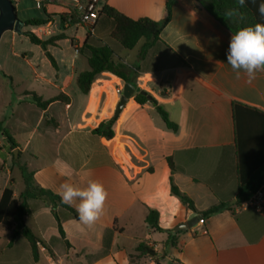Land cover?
<instances>
[{
    "label": "crops",
    "instance_id": "obj_1",
    "mask_svg": "<svg viewBox=\"0 0 264 264\" xmlns=\"http://www.w3.org/2000/svg\"><path fill=\"white\" fill-rule=\"evenodd\" d=\"M249 2L258 11L264 0ZM166 5L167 0H100L101 8L109 6L135 21L165 20ZM41 10L49 15V23L29 32L42 41L64 38L46 51L38 46L48 60L47 53L53 57L56 67L49 60L50 73L34 69L27 85H14L12 75L0 69V80L12 82L0 83V202L7 188L14 190L15 198L25 190L22 168L33 174L39 187L57 196L67 179L62 174L66 166L72 183L84 187L90 179L99 180L109 195L103 216L91 227L58 210L65 238L50 208L31 201L32 214L25 224L40 239L39 261L25 237H13V231L0 224V264H264V217L243 204L186 232L175 231L194 212L172 196L171 179L199 214L220 204L236 205L239 155L233 105L264 113V73L249 82L243 74L237 78L227 63L232 33L197 0H177L160 40L141 56L145 41L133 50L121 49L111 38L115 24L106 16L91 30L81 23L68 24L62 7ZM43 19L46 15L27 21ZM39 28L51 34H40ZM80 28L86 30L83 44L71 41L73 51L67 50L69 33L77 35ZM89 31L115 50L114 63L127 71L132 85L166 110L178 132L166 127L152 104L141 106L133 96L116 118L113 139L93 133L115 117L122 97L118 91L123 94L126 83L107 72L96 78L89 94L78 89L77 76L90 70L82 52ZM31 94L43 101L64 98L44 110ZM168 159L176 167L174 173ZM15 167L20 177H14ZM150 210L159 213L164 232L146 224ZM141 245L148 251H140Z\"/></svg>",
    "mask_w": 264,
    "mask_h": 264
},
{
    "label": "trees",
    "instance_id": "obj_2",
    "mask_svg": "<svg viewBox=\"0 0 264 264\" xmlns=\"http://www.w3.org/2000/svg\"><path fill=\"white\" fill-rule=\"evenodd\" d=\"M198 3L208 11L220 24H222L231 33H235L238 29L245 26H252L256 23H264L263 17L255 6L245 0V5L240 7L237 0H197ZM177 0H167L166 10L167 15L165 20L156 22L147 18L138 21L132 20L115 9L104 6L100 11V17L106 16L113 20L115 28L111 34L112 40L121 48L125 50H133L140 41L144 40L145 45L141 51V56L154 46L155 42L160 40V34L168 26L172 19L173 9ZM237 8L239 14L233 17H226L225 12L228 9ZM46 19L43 20H30L25 23L26 27H42L49 23V15L45 12ZM74 20L71 24H78ZM89 31L86 37V42L83 46L82 52L86 54L90 70L79 74L76 78V85L83 94H89L93 83L96 78L103 73H111L126 84H134L130 79L127 71L114 63L115 50L107 44L95 40ZM25 36L36 45L42 47L45 51L50 45H54L57 41L63 39V36L54 37L47 41H42L32 32L25 33ZM49 60L53 66L56 67V62L53 57L47 53ZM149 94L135 95V101L144 106L148 103L152 104L166 127L173 132H178V126L173 123L166 110L154 99H148ZM32 101L40 108L46 109L50 104L56 101H63V96L43 101L36 94H31ZM233 116L236 129V141L239 155L238 164V178L239 187L237 195V204L230 206L229 204H220L214 206L207 211L200 214L204 216V222L211 216L224 212L234 211L236 207L247 202L253 193L264 183V113L257 109L246 107L239 103L233 105ZM116 122L115 118L103 121L100 126L93 131L94 134L102 136L108 140L114 138L112 130ZM2 131V129H0ZM3 135L8 142L16 146L14 139L7 131H3ZM169 166L174 173L176 167L171 159H168ZM25 190L18 198H15V192L12 188H7L4 191L3 197L0 202V224L13 231V237L23 236L31 245L34 259L39 261V247L40 239L37 238L32 231L26 226L25 219L32 214L30 202H41L50 208L52 214L58 222L60 234L65 238L62 227V219L58 214V210H63L69 213L70 217L79 220L78 213L62 203L61 198L54 193L39 187L33 174L26 171L25 168L21 169ZM171 194L180 200V202L191 212H197L192 199L183 193L171 179ZM146 224L157 232H164L159 226V213L150 210L146 219ZM170 240L173 238V232H168ZM139 250L147 252L148 249L145 245H141Z\"/></svg>",
    "mask_w": 264,
    "mask_h": 264
},
{
    "label": "clouds",
    "instance_id": "obj_3",
    "mask_svg": "<svg viewBox=\"0 0 264 264\" xmlns=\"http://www.w3.org/2000/svg\"><path fill=\"white\" fill-rule=\"evenodd\" d=\"M240 7L245 0H237ZM264 17V2L258 6ZM239 14V9H228L226 17ZM227 63L237 78L243 74L249 82L256 79L258 73H264V23L245 26L232 33L227 52ZM62 174L67 177L57 191L62 203L74 206L79 221L86 226H93L104 214L108 191L99 180L90 179L86 186L79 187L71 182L72 171L67 168Z\"/></svg>",
    "mask_w": 264,
    "mask_h": 264
},
{
    "label": "rangeland",
    "instance_id": "obj_4",
    "mask_svg": "<svg viewBox=\"0 0 264 264\" xmlns=\"http://www.w3.org/2000/svg\"><path fill=\"white\" fill-rule=\"evenodd\" d=\"M19 21L26 23L27 20L34 16V18H44V12L38 9L37 2L35 0H21L14 4ZM31 30L30 27H25L22 34H18L14 31L6 32L0 40V69L8 74L12 75L14 79V85L24 86L27 85L26 80L30 78L34 69H38V74L50 73L53 71L51 63L45 57L42 49L34 45L29 38L25 36V33ZM72 37L68 44H65L66 49L70 50L71 41L80 42L83 44L86 36V30L80 28L78 34L69 33ZM73 51V50H70ZM0 83L11 85L12 82L9 79L1 78ZM2 135L0 134V137ZM0 157L4 158V155L0 152ZM12 166L9 168L11 169ZM20 171L18 168H13V175L16 178L20 177ZM20 179V178H19ZM21 179L18 182V186H21Z\"/></svg>",
    "mask_w": 264,
    "mask_h": 264
},
{
    "label": "built area",
    "instance_id": "obj_5",
    "mask_svg": "<svg viewBox=\"0 0 264 264\" xmlns=\"http://www.w3.org/2000/svg\"><path fill=\"white\" fill-rule=\"evenodd\" d=\"M21 0H12L13 4ZM59 6L66 11V22L71 24L74 20L93 29L100 18V0H38V9H44L47 6ZM40 34L50 35L51 30L39 28ZM122 95L121 91H118ZM243 208H250L264 217V183L253 193L250 199L243 203ZM204 221V220H203ZM201 221V222H203Z\"/></svg>",
    "mask_w": 264,
    "mask_h": 264
},
{
    "label": "water",
    "instance_id": "obj_6",
    "mask_svg": "<svg viewBox=\"0 0 264 264\" xmlns=\"http://www.w3.org/2000/svg\"><path fill=\"white\" fill-rule=\"evenodd\" d=\"M25 28V23L19 21L16 13V8L12 0H0V40L2 36L8 31H14L18 34H22L23 29ZM140 94L146 95V92L140 87H135L132 84H126L124 86L123 94L115 115V119L120 115L123 108L127 104L128 100L133 96ZM148 99H151V96H148ZM16 153V157H17ZM204 220V216L197 212L192 213L189 217L187 223L180 225L176 228V232H186L191 228H195L201 221ZM153 256L154 252L151 253Z\"/></svg>",
    "mask_w": 264,
    "mask_h": 264
}]
</instances>
